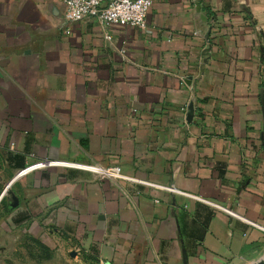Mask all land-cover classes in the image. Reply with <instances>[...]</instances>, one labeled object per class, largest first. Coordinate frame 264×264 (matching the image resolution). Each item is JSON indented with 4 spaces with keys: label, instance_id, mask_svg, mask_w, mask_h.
I'll return each instance as SVG.
<instances>
[{
    "label": "crops",
    "instance_id": "0c3cea01",
    "mask_svg": "<svg viewBox=\"0 0 264 264\" xmlns=\"http://www.w3.org/2000/svg\"><path fill=\"white\" fill-rule=\"evenodd\" d=\"M64 12L0 0V151L120 177L28 169L8 217L93 264L264 257V0H152L145 29Z\"/></svg>",
    "mask_w": 264,
    "mask_h": 264
},
{
    "label": "rangeland",
    "instance_id": "374dc122",
    "mask_svg": "<svg viewBox=\"0 0 264 264\" xmlns=\"http://www.w3.org/2000/svg\"><path fill=\"white\" fill-rule=\"evenodd\" d=\"M13 174L0 151V195L6 183L15 176ZM14 183L0 199V264H93L89 256L80 255L78 250H63L57 236L47 229L44 233L37 232L40 229L35 224L38 219L28 217L21 223L23 219L19 217H8L9 209L13 208L10 197L15 191Z\"/></svg>",
    "mask_w": 264,
    "mask_h": 264
},
{
    "label": "built area",
    "instance_id": "2783aa9c",
    "mask_svg": "<svg viewBox=\"0 0 264 264\" xmlns=\"http://www.w3.org/2000/svg\"><path fill=\"white\" fill-rule=\"evenodd\" d=\"M65 5L64 18L67 22L88 21L96 19L103 27L109 25H127L130 27L146 28V15L151 6L152 0H60ZM106 38H110L107 34ZM47 165H63L83 167L98 171L103 174H112L120 177L111 171L92 167L81 163L70 161H41L34 163L24 171L44 167ZM227 211V209H226Z\"/></svg>",
    "mask_w": 264,
    "mask_h": 264
},
{
    "label": "water",
    "instance_id": "95a60500",
    "mask_svg": "<svg viewBox=\"0 0 264 264\" xmlns=\"http://www.w3.org/2000/svg\"><path fill=\"white\" fill-rule=\"evenodd\" d=\"M193 115V107L191 105L188 106L187 108V115H186V119L188 121H190L191 117ZM24 172V169L23 170H20L15 176H13V178H11L5 185L1 195H0V199L1 197L6 193L7 189L9 188V186L20 176V174H22ZM12 200H13V203H11V206L14 207L16 204H17V199L16 197L13 195L12 196ZM74 254V253H72ZM253 264H264V257L260 258L259 260L253 262Z\"/></svg>",
    "mask_w": 264,
    "mask_h": 264
},
{
    "label": "trees",
    "instance_id": "16d2710c",
    "mask_svg": "<svg viewBox=\"0 0 264 264\" xmlns=\"http://www.w3.org/2000/svg\"><path fill=\"white\" fill-rule=\"evenodd\" d=\"M16 164H17L18 166H22V165H23L21 162H18V158L16 159Z\"/></svg>",
    "mask_w": 264,
    "mask_h": 264
}]
</instances>
